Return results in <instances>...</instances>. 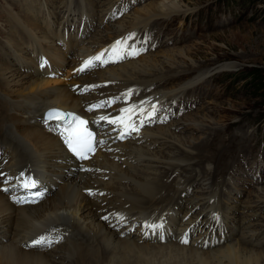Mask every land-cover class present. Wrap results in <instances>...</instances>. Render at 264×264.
<instances>
[{
    "label": "bare ground",
    "instance_id": "obj_1",
    "mask_svg": "<svg viewBox=\"0 0 264 264\" xmlns=\"http://www.w3.org/2000/svg\"><path fill=\"white\" fill-rule=\"evenodd\" d=\"M24 1L22 13H15L10 7L1 10L10 17L9 23L7 22L10 35L5 43L7 56L0 54V60H4L0 61V173L4 174L0 176V188L10 187L12 180L15 179L14 174L28 172L27 178L33 176L39 181L38 188L30 192L42 191L44 196L35 201L31 197H26L24 201L16 203L9 200L8 193L0 190V264H132L135 259L144 256V253L139 255L140 252L156 249H172L169 252H191L197 255L224 253V259L227 256L229 264H264V249L259 248L258 245H250L238 236L233 242H222L212 247L209 245L211 240L208 241L205 235L206 233L210 235L213 227L211 225L207 231L210 222L206 223V220L197 218L194 214H190L188 220L182 222L184 220L182 217L192 211L196 203L181 208L179 195L172 202L173 183H168L169 178L165 180L163 177L171 175L169 169L177 170L183 161L191 159L192 151L193 153L196 151L197 155H200L201 151L202 155L196 158L208 157L217 163L223 160L221 164L224 169L232 158V154L229 153H233V150H228L225 146H232L233 138L221 137V131L213 129L208 137H203L199 143H193V141H199L201 136L197 139L193 137V140L191 136L176 133L174 130L183 129V123L177 121L168 130L164 129L165 127L149 129L147 133L151 136L146 144H135L134 141L126 140L125 144L110 146V142H107L105 137L102 139L104 143L95 144L96 152L89 160L78 161L65 150L64 144L55 133V126L37 120L39 116L42 117L45 109L53 106L83 111L84 106L91 101V95L85 93L83 96L78 95L75 90H71L66 85L45 90L43 87L49 83L46 76L58 71L67 60L68 54L65 52H69L78 44L83 43L78 50L79 61L82 64L83 57L97 48H99L98 51L101 50L106 42L98 35L87 37L88 40H85L83 36L80 39L72 38L70 24L67 25V23L62 25L60 23L61 31L57 32L55 30L57 22L52 19L54 11L53 8L48 7V2L45 4L46 11L42 12L40 8H35V1ZM79 4L77 5L80 6ZM177 6V3H167L165 0L151 2L141 10H137L131 17L128 16L126 20L128 25L126 23L122 25L121 22L124 21L121 20L114 31L118 35L128 28L137 27L143 23L145 25L155 16L166 17L170 13L161 12H173L172 9ZM69 7L72 6L69 5ZM93 9L90 6V10L93 11ZM91 11L84 7L78 13L80 19L84 20L85 34L89 27H92ZM76 13V10L68 11L66 22H69L68 17L77 20ZM58 15H61V18L64 17V14L59 12ZM65 28L69 31L67 34V37L71 39L69 43L62 32ZM58 41L64 45L59 44ZM170 50L164 51L160 60L155 59L156 57L151 58L152 56H142L137 58L138 60L128 62L126 60L127 63L117 68L99 71L94 74L95 77L87 75L88 77H85L90 80L82 78L81 81L84 86L106 80L118 84L147 83L150 81L146 79L147 77L163 76V71L168 69L185 71L180 61L175 59V54L172 55L174 51L170 52ZM121 56L129 57L128 54H121ZM9 57L12 59L8 60ZM42 62H44V68L38 66ZM75 63L78 65V62ZM199 77L201 76L197 78ZM83 89L84 87L79 88V92H84ZM123 91H128V88H124ZM145 111L146 107L141 113L144 114ZM186 116L185 121H193V124L189 126L205 130L206 125L201 122V117L206 118L205 116L198 113L195 115L189 113ZM181 140H184V143ZM116 141L121 142V140ZM215 141L218 143H214ZM187 142L189 148L184 147ZM224 142V150L221 152L220 145ZM163 147H168L167 150H177L179 153L172 155L169 152L168 158L156 155V150H161ZM186 154L192 156H186ZM222 156L225 157L220 160ZM171 157L176 158L173 160ZM207 166L209 167V163ZM203 176L190 175L187 179L194 183ZM214 176L215 173H212V177ZM7 177L13 179L3 183ZM261 186L263 185L256 189ZM52 187L56 189L52 190ZM43 189L47 190V194H44ZM13 190L18 194L23 188ZM254 191L251 204L264 210V195H257L255 200ZM166 200L169 201L164 205L171 202L179 205L176 213L181 215L177 222L175 223L174 214L170 216L171 222L175 223L174 231H178L169 238V242L139 241L138 238L143 237L150 239L151 234L154 238H158L159 235L171 230L170 220L158 216L160 212L157 210L158 206H164L163 202ZM206 200L208 202L209 198ZM217 201L211 202L212 213L218 209ZM243 203L248 204L247 201ZM103 217H107V220ZM141 221H145L142 226ZM145 224H162L163 227L153 232L150 228L144 227ZM226 226L224 225L225 228ZM132 227L136 232L131 231ZM196 229L199 231L197 237L193 234L191 239V233ZM188 234L191 242L186 239ZM40 237H45L46 242L40 245L29 244ZM185 239L187 243L182 242ZM198 243L199 245L196 246ZM197 264L213 263L205 259Z\"/></svg>",
    "mask_w": 264,
    "mask_h": 264
},
{
    "label": "rangeland",
    "instance_id": "obj_2",
    "mask_svg": "<svg viewBox=\"0 0 264 264\" xmlns=\"http://www.w3.org/2000/svg\"><path fill=\"white\" fill-rule=\"evenodd\" d=\"M14 1L16 2L11 0H0V54L3 53L6 56L8 53H6L7 48L5 43L8 41L10 35L7 22L10 17L1 10L10 7L15 13H22L21 9H24L23 6H25L24 0ZM81 1L33 0L35 8H40L42 12L47 9L45 5L46 2H48V7L53 8L54 16L52 19L57 22L55 26V30L57 32L59 30L61 31V28L59 27L60 23V25H62V23H67V25L70 24V33L72 34V38L77 37L76 39H80L83 36L86 40L87 37L89 38L92 35H98L101 40L104 41L106 39V42L112 32L116 33L114 30L118 28L121 20L124 21L121 22L123 25L129 17L137 12V10H141L145 5H148L151 2L161 0H139L140 2L137 3H131L129 0H115L118 13L121 12V10L125 11L126 9V16L119 21L106 24L104 22L103 24L99 23L101 18L98 12L100 11L99 7L101 8L110 0ZM165 2H174L178 4L175 9H172L174 13L172 11H160L163 14H170L166 17L155 16L153 19L148 21L149 24L147 23L145 27L141 28L138 26L137 30L138 35L143 33V35L151 40L152 38L149 33L151 30L154 31L156 23V28L160 31H164V25L160 22L165 24L168 22L170 25H168L167 28L174 32L166 34L160 39H171V41L164 46L158 47L151 53L149 51H145L142 53L144 55L139 57L152 56L151 58L156 57L155 59H161L164 51H169L171 49L170 52L174 51L172 52V55L173 53L175 54V59L180 61V65H182L186 70L171 71L168 69V71H163V76H154L156 80L165 79L166 77H173L175 80L173 84L168 83L166 85H159V87L161 89H175L183 83L191 81V84L187 83L185 86L189 87L194 83L193 85H198L197 88L201 86L210 94L208 97L203 96L200 89L188 93L189 97L194 96L196 102V108L192 110L194 111L193 115L198 113L199 115L206 117H201V122L206 125L204 127L205 130L198 128L195 129L196 127L194 128L193 126L192 128L189 126L190 124H193V121H185L187 119L185 118L187 117L186 115L184 117L182 116L183 118L181 119L175 118V122L180 121L183 123V129L173 130L180 135H188L192 138L196 137V139L201 136L199 141H193V143H199L203 137L209 136L211 130L218 129L219 132L221 131V137L234 139H232V146H225L226 140L222 145H220L221 152L224 150V146L226 149L228 148V150H233L234 152L229 153L233 154L230 162L231 171L234 170L235 166L240 161L244 160L246 162L245 164L248 165V169L250 167H259L262 169L264 174V0H165ZM69 5L72 7H69ZM83 6L88 11H91L90 6L94 8L93 11H91L92 27H89L86 34L84 32L86 29L84 26V20H81L78 14L80 9H84ZM65 9L67 10L65 11ZM73 9L77 11L76 19L78 21L68 17V19H71H69L70 23L66 22L68 11L71 10L74 12ZM101 10H103V7ZM58 12L60 14H64V17L61 18V15L59 16ZM184 17H186V19L183 23ZM37 22L40 23L39 21ZM126 25L128 24L126 23ZM179 25H184L183 32L185 33V36L183 37L181 31L178 30ZM142 26H144V23ZM126 27L127 26H125V28ZM66 29L67 28L62 29V32H64V36L66 37L65 39L69 43L71 42V39L67 37L69 31H66ZM153 35L154 34L152 32V36ZM109 40L110 39H108V41ZM60 42L61 41H58L59 44H62V42ZM72 43L74 44L73 40ZM85 43L88 42L85 41ZM162 44H164V42H162ZM81 45H83V43L78 44L77 47H73L69 52H65L68 54L67 60L58 71L50 73V75L46 76L49 83H47L43 89L48 90L53 89L54 87H64L66 85V87L68 86L71 90H75L78 95L83 96L85 93L91 95L92 99H95L98 96L92 93V91H103V88L101 87L103 82L94 83V85L89 89V91H91L90 94L89 91L79 92V88L84 87L85 89L88 87L87 85H83L81 79L85 78L90 80L86 77L97 74L99 71L108 70L109 68H117L119 65L125 64L128 61H133L127 60L126 62L123 60L101 68H90L86 73L79 74L77 76L73 75L68 78V84L65 82L63 75L76 65L75 62H78V67L81 66L78 53ZM67 48H65V51H67ZM11 59L12 58L9 57L8 60ZM0 61L4 60L1 59ZM14 61L17 60L14 59ZM198 76L201 77L197 78ZM77 77L80 79L78 80ZM96 80L98 81L99 78L97 77ZM75 84H78L77 87L71 88L74 87ZM37 120L40 121V116ZM175 122L164 126H158V128L162 129L165 127L164 129L166 130L171 129L173 126L172 124ZM185 128L188 132L187 130L185 131ZM116 140L117 139H115L114 142H111V139L106 138V141L110 142V146L113 144H125L128 141L117 142ZM216 141L214 143H218ZM179 142L180 141H178V143ZM181 142L184 143V140H181ZM184 147L189 148V143L187 142ZM164 148H166V150H164ZM167 148L168 147H163L161 149L162 151L156 150V155L168 158L170 154L173 155L179 153L177 150H167ZM188 150L191 151V149ZM194 152L197 153L196 151ZM195 153H193V151L190 153L193 156L186 154V156H192V158H186L187 160L185 161L192 160V164L185 163L183 164L184 166H181V170L179 169L175 171L183 172L185 175L196 174V172L199 176L204 175L203 180H199L198 183L192 185L194 187L195 194L189 196V198L192 196L203 198L207 196V193L211 189H213L221 199V207L224 209L225 201L227 204H230L231 207L227 208L228 212L226 220L230 226L234 225V234L228 242L235 241L239 236V238L243 241L245 239L247 243H258V247L264 249V210L258 208L255 204H251L252 199H254L252 192L258 186L263 185L259 189H256V192L254 191L255 200L257 199V195H264V180L261 183L255 184L253 187L250 183L235 186L230 182V180H226L225 175H222L223 173H227L229 169V165H227L228 163L226 164V167L222 169L223 164L221 163L224 161L221 159L225 156H222L220 158L221 161H218L217 163V161L208 159V157L196 158V156L199 157L202 155L201 151L199 152L200 155ZM205 153H208V151H205ZM255 154H258L257 159L254 157ZM175 158L172 159L175 160ZM198 159H201L200 163L196 164ZM207 163H209V167L207 166ZM212 173H217L214 180H212ZM39 176L42 178L41 175ZM167 182L170 183L171 181L167 180ZM212 183L215 185H211ZM52 188V190L56 189L54 187ZM225 188L227 190H224ZM231 188L237 190L238 193L234 194V190L231 191ZM12 190L13 189H10L8 192H13L14 190ZM44 194H47V190ZM244 201H247L250 206L248 204H244ZM248 201H250V203ZM250 230L253 233L251 237H256L258 240L251 242L252 238L246 235V232L248 233ZM205 235L210 237L207 233ZM165 242L166 241H164V243ZM170 250L156 249L155 251L140 252L139 255L144 253V256L140 258L138 257V254L133 253V255H137L138 258L135 259L132 264H197L205 259L213 264H221V262L222 264H229L228 262H230L227 256V259H224V253H204L197 255L191 252H169Z\"/></svg>",
    "mask_w": 264,
    "mask_h": 264
},
{
    "label": "snow or ice",
    "instance_id": "obj_3",
    "mask_svg": "<svg viewBox=\"0 0 264 264\" xmlns=\"http://www.w3.org/2000/svg\"><path fill=\"white\" fill-rule=\"evenodd\" d=\"M117 44L121 43L120 41L116 42ZM105 53L101 52L100 54L89 58V60L85 61L83 66H81L77 71L79 72H84L86 70H88L90 67L94 66L96 62H104L103 61V57H104ZM44 65L42 64L41 67H43ZM115 99V98H113ZM109 103H111V101H109ZM104 105H100V107H103ZM96 107V106H93ZM121 113L124 112H128L131 111V109L128 108H122L120 109ZM67 115H71V114H67ZM149 117H151L153 115V113H149L148 114ZM46 122L49 121H61L64 120V116H62V114L58 111V110H50L48 113H46L45 116ZM101 121H106L108 124L110 125H117L119 128V135L117 138L119 139H124L127 135H129L131 133V131H135L136 128L133 124H128L126 125V127H128L129 132H124L123 131V127L118 125V120L122 121L123 117H117V118H113V119H109L105 116H101L99 118ZM73 122L77 124L76 128H73L72 131L69 133L68 136L65 137L64 142L66 143L67 147L73 152L75 153L81 160H85L88 158L87 154L92 152L93 150V133L91 131H88L85 128H82L81 126L85 125L87 123V121L79 118V117H73ZM143 124V121H141V125ZM67 127H71V125H67ZM115 130V129H114ZM97 144L99 143H104V141H96ZM25 173L21 172L20 177H17L16 179L20 180V186L23 187L25 190L31 191L33 189L38 188L39 185V181L36 178H29L31 180V183L28 182L27 179H22L23 177H25ZM0 176H4L3 173H0ZM11 179V177H7L4 179L3 183H8ZM0 190L4 191V192H8L10 190V188H0ZM90 192V190H89ZM41 193L38 191H32V195H31V199L33 201H35L36 199L41 197ZM19 202V201H18ZM103 219L107 220V217H103ZM144 227L150 228L153 232H155L158 228L163 227V225H148L145 224ZM46 242V238L45 237H40L39 239L33 241V245H40ZM183 243H187V240H182Z\"/></svg>",
    "mask_w": 264,
    "mask_h": 264
}]
</instances>
